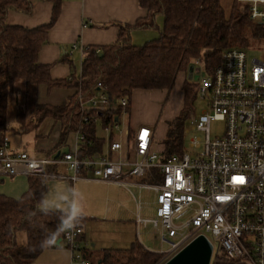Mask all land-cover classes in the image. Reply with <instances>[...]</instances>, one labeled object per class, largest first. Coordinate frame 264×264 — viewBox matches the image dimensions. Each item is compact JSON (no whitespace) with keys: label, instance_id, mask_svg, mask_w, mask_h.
Masks as SVG:
<instances>
[{"label":"built area","instance_id":"2783aa9c","mask_svg":"<svg viewBox=\"0 0 264 264\" xmlns=\"http://www.w3.org/2000/svg\"><path fill=\"white\" fill-rule=\"evenodd\" d=\"M238 3L248 7L253 22L264 25V0ZM79 49L77 43L72 45V51ZM195 71L194 67L189 81ZM189 74L190 70L188 79ZM199 95L208 109L191 116V130L205 133L206 139H192L194 157L184 152L167 158L164 150L156 149L155 130L146 125L135 128L126 144L121 141L120 119L129 116L130 99H113L98 83L90 98L80 96V107L86 125L102 124L105 153L86 154L95 142L77 131L73 151L32 158L26 152H12L8 137L0 133V173L115 184L126 188L138 207L142 201L134 189L154 192V218L137 214L136 222L153 224L162 243H169V251L159 253L164 256L161 264L200 236L212 243L213 255L210 237L216 241V256L224 264H264V62L250 63L241 49L224 51L220 64L199 81ZM118 109V120L103 125L104 113ZM215 121L225 122L226 132L213 139ZM55 166L65 167L72 176L47 171ZM61 234L73 263L89 264L83 254V228L70 221Z\"/></svg>","mask_w":264,"mask_h":264},{"label":"trees","instance_id":"16d2710c","mask_svg":"<svg viewBox=\"0 0 264 264\" xmlns=\"http://www.w3.org/2000/svg\"><path fill=\"white\" fill-rule=\"evenodd\" d=\"M40 1L54 4L52 21L27 29L9 26L7 15L10 11L31 15L33 0H0V133L4 135L7 130L8 98L17 83L47 85L50 89L74 88L78 92L66 106L37 108V123L53 117L63 124L57 152L66 146L69 135L77 131L96 145L81 155L100 152L103 141L96 137L95 125L84 123L80 107V96L90 98L98 83L107 87L113 99L125 96L130 99L135 90L171 88L178 74L189 71L196 61L211 73L220 64L224 51L243 50L253 42H264V25L254 23L248 7L239 5L238 0H228V7L223 0H139L148 12L145 19L134 25L119 24L117 40L111 45L83 49L80 75L74 72L69 79L53 80L50 65L39 63V53L64 0ZM157 17H163L162 27L157 24ZM137 29L159 30L160 37L136 46L131 32ZM63 61L73 62L67 54ZM183 92L184 107L170 124L163 142L167 158L184 153L185 121L199 94V84L187 79ZM119 112L120 109L104 113L103 125L114 121ZM47 171L51 172L50 168ZM47 181V177L30 176L29 190L21 198L0 195V264H35L45 249L49 231H62L63 223L70 221L82 227L65 213L42 208ZM22 235L26 237L25 244L20 242ZM83 254L89 261L97 255L100 264H159L164 258L138 242L129 248L104 249L99 254L83 251ZM211 264L224 263L222 257L215 256Z\"/></svg>","mask_w":264,"mask_h":264},{"label":"crops","instance_id":"0c3cea01","mask_svg":"<svg viewBox=\"0 0 264 264\" xmlns=\"http://www.w3.org/2000/svg\"><path fill=\"white\" fill-rule=\"evenodd\" d=\"M53 8L52 2L33 0L31 15L10 11L7 15V24L27 29L50 24ZM147 15V10L140 6L139 0H64L60 14L48 32L47 42L40 50L39 63L50 65L53 80L69 79L74 72L80 75L81 67L78 71L73 68V56L76 53L81 60L83 49L115 43L119 24L134 25L138 20L145 19ZM156 21L162 27L163 17H157ZM159 37L160 31L154 32L152 29H137L131 32L132 43L136 46H142ZM75 43L82 50L72 51V45ZM66 54L73 61L72 64L63 61V56ZM183 84L181 95L184 107ZM77 92L78 90L74 88L50 89L47 85L17 83L8 98L5 135L9 139L10 150L14 153L26 152L32 158L57 154L55 150L61 140L63 124L53 117H46L37 123V108L64 107ZM159 94L157 90L133 92L130 114L126 117L127 121L122 125V135L119 136L125 144L127 137L132 135L138 126L153 127L159 107L153 105L149 99H154ZM95 134L98 139H103L97 135V131ZM76 141L77 132H73L69 135L66 146L63 147L68 149L65 153L73 151ZM63 148L59 152L63 153ZM164 149L163 144L161 150ZM100 151L103 153L107 151L106 142H103ZM119 157V154L114 155V158ZM50 171L49 173L52 174L72 176V173L63 166L50 167ZM29 178L25 175L7 177L0 173V195L14 199L21 198L29 190ZM134 191L141 199L143 191L140 192L138 189ZM144 206L142 204L138 207L131 193L115 184L89 180L73 182L56 178H48L47 191L42 203L44 210L62 212L70 216L71 220L76 219L80 222L84 230L83 250L88 253L114 248L108 247L110 242L113 244L133 241L129 224H134L135 236L140 239L141 235L138 231L141 225L137 224L136 215L139 214L143 218ZM50 233L53 235L51 239L46 240L45 249L35 260V264H75L72 261L71 251L66 248L61 238L62 231H49L47 235ZM20 242L26 243L25 235L21 236Z\"/></svg>","mask_w":264,"mask_h":264},{"label":"rangeland","instance_id":"374dc122","mask_svg":"<svg viewBox=\"0 0 264 264\" xmlns=\"http://www.w3.org/2000/svg\"><path fill=\"white\" fill-rule=\"evenodd\" d=\"M231 1V0H229ZM228 0H223V5L228 7L230 5V2ZM255 23V22H254ZM259 23V22H258ZM154 30V29H153ZM154 32H159V30H154ZM247 55H248V60L251 63L254 60H259L264 62V42L262 44H255L254 42L251 43L249 47H246L243 49ZM74 60V65L76 71H78L81 67V60L80 56L78 53H76L73 56ZM195 67V77L194 80L192 81L194 84H199V81L204 78L207 74H210L206 71V68L204 65L197 64V62L194 63L193 65ZM185 73H188L186 71ZM183 72L178 74L177 78L175 79L174 84L171 86L169 89H164V90H157L159 91V96L155 97L154 99H149L153 103V105H157L159 107L158 110V115L156 118V121L153 125V129L156 131V149L161 150L163 146L164 139L167 136L168 133V128L170 124L180 115L183 107V98L181 95L182 91V84L183 82L185 83L186 80V74ZM198 77V79H196ZM189 80V79H188ZM184 85V84H183ZM130 102L132 103V96L130 97ZM208 109L207 102L204 101L200 95L198 94L195 100L193 101L191 105V110L188 118L185 121V129H184V152L187 154H190L192 157L196 156V153L194 152L192 146H191V141L194 138H200L201 140L206 139L205 133L202 132H194L191 130L192 127V118L191 116L198 117L200 116L204 111ZM127 121V118L125 116H121V125ZM97 135L100 138H105L106 133L103 130L102 124H97L95 125ZM189 130L187 133L186 131ZM226 132V123L225 122H219L215 121L212 122L211 124V136L212 138L216 137H221L225 134ZM63 153L67 152V148L62 149ZM134 191V190H133ZM136 194L137 192L134 191ZM143 199V200H142ZM142 204H144V209H143V219H148L151 220L154 218V205L156 202V195L154 192H150L147 190H144L142 192V197H141ZM99 225V224H97ZM109 226V225H108ZM64 227V225H63ZM129 227L131 229V235L133 236L132 240L133 241H128L125 243H113L111 244L108 243V247H114V248H129L130 245L133 242H138L141 243L147 250L153 252V253H162V252H167L170 249V245L168 242L162 243L160 239V231L157 230L153 224H148L147 226L141 225L139 227L140 231L139 235H141L140 239H138L135 236V226L134 224H129ZM211 241L213 242L215 246V251L212 260L215 258L218 252V244L216 241L210 237ZM94 250H100V249H94ZM100 251H96V253L99 254ZM162 262V261H161ZM161 262L159 264H161ZM222 262V261H220ZM89 264H100L97 255L95 256L94 259L89 261Z\"/></svg>","mask_w":264,"mask_h":264},{"label":"water","instance_id":"95a60500","mask_svg":"<svg viewBox=\"0 0 264 264\" xmlns=\"http://www.w3.org/2000/svg\"><path fill=\"white\" fill-rule=\"evenodd\" d=\"M189 70V80H192L194 66H191ZM212 258V243L205 236H200L163 264H211Z\"/></svg>","mask_w":264,"mask_h":264},{"label":"clouds","instance_id":"9594fccd","mask_svg":"<svg viewBox=\"0 0 264 264\" xmlns=\"http://www.w3.org/2000/svg\"><path fill=\"white\" fill-rule=\"evenodd\" d=\"M52 235H53V234H51V233L48 234V235L46 236V238H45V242H46L47 239H51Z\"/></svg>","mask_w":264,"mask_h":264}]
</instances>
